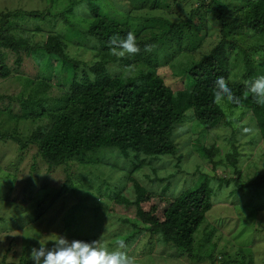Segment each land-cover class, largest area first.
<instances>
[{"label":"rangeland","instance_id":"1","mask_svg":"<svg viewBox=\"0 0 264 264\" xmlns=\"http://www.w3.org/2000/svg\"><path fill=\"white\" fill-rule=\"evenodd\" d=\"M74 1L76 6L71 14L67 8L72 7ZM153 2L156 8H151V5L141 7L142 0H0V22L6 14L13 20L11 28L15 32L37 40H44L50 32L60 34L68 45L67 53L84 61L103 58L93 48L94 39L82 40V34L94 21L96 9L110 20L129 26L136 39H150L160 30L167 29V22L190 23L196 36L202 40L197 49L166 57L169 50L162 39L164 47L158 53L160 65L156 73L169 87L178 91L188 87L186 71L192 63L203 59L221 39V23L217 12L206 8V5L214 4L213 0H150L151 4ZM216 2L229 7H243L246 0ZM15 12L18 14L14 15ZM29 12H38L41 16L30 17L27 15ZM194 40L192 37L189 42ZM7 56L6 63L10 68L5 76L1 75L3 66L0 62V136L19 137L27 147L22 150L14 140L0 138V264L31 260V249L39 244L37 239L27 237L36 235L47 240L52 233L66 236L69 240L90 242L101 238L109 249L117 240H125L135 264L158 263L165 258V261L175 264H222V260L229 264H251L250 259L252 264H264V209L255 208L256 203L264 202L257 197L260 190H253L245 198L240 195L239 203L233 207L215 200L211 224L215 223L217 229L212 241L198 243L205 242L203 252L207 249L213 251V263L207 258L201 262L194 261L186 255L174 259V255L168 256L167 252L174 254L176 248L164 246L157 236L150 244L149 232L141 234L137 242L126 240L135 230L139 231L138 226L143 225L137 218L134 205L128 206L116 200L117 194L122 192L134 199L136 181L156 190L152 179L167 177L174 172L176 176L171 179V187L176 190L174 194L185 189L187 177L190 180L192 176L181 172L180 168L193 170L197 162L207 168L212 164L206 162L207 158L201 156L195 147L200 136L205 138L203 142L206 145L216 143L219 146L217 160L225 158L233 145L237 146L244 154L239 162L243 179L258 171L264 172V140L255 145L249 142L252 134L256 136L255 118L250 109L245 105L233 107L228 100L218 99L226 118L205 128L206 124L197 125L199 121L196 119L191 121L194 111L187 110L174 129L179 147L177 154L146 157L137 170L132 164L133 157L127 158L119 149L109 147L84 152L51 167L38 145L30 141L32 132L38 124L46 121L45 117L33 119L25 117L24 113L30 111L29 105L38 107V97L51 104L52 97L62 94L66 84L65 63L58 56H53L57 59L53 62L50 56L31 52L24 53L22 63L16 65V55L10 52ZM243 57L242 51L230 56L233 80H242ZM256 57L258 71L264 74V58L261 54ZM107 66L113 74L123 76H136L139 69L149 68L146 61L125 66L118 60H111ZM31 96L34 99L23 105L22 102ZM245 125L241 131L238 130ZM235 132L236 139L233 138ZM226 170L229 173L220 167L217 173H225L228 178L236 176L231 167ZM251 197H254L253 204L246 206ZM66 230L70 233L66 234ZM77 232L79 237L71 236ZM199 236L203 237L201 233Z\"/></svg>","mask_w":264,"mask_h":264},{"label":"trees","instance_id":"2","mask_svg":"<svg viewBox=\"0 0 264 264\" xmlns=\"http://www.w3.org/2000/svg\"><path fill=\"white\" fill-rule=\"evenodd\" d=\"M213 2L214 4L206 5V8L217 12L221 23V39L203 59L192 63L186 71L188 87L178 91L169 87L156 73V68L160 65L158 53L164 47L162 39L169 50L166 57L197 49L202 40L196 36L195 28L190 23L167 22L168 28L160 30L150 39H136L141 48L140 54L117 58L112 55L109 39L116 34L126 38L131 29L126 24L110 20L96 9L94 21L82 34V40L94 39L93 48L103 58L84 61L67 53L68 45L60 34L50 32L44 40L22 36L11 28L13 20L4 15L0 22L2 76L9 73L10 66L6 60L10 52L16 55V65L22 63L24 53L31 52L50 56L54 59L53 62L57 61L53 56H58L65 63L66 84L62 94L52 97L51 104H47L48 101L43 97H38V107L29 105L30 111L24 113L25 117L33 119L45 117L46 121L38 124L32 132L30 141L38 145L41 155L51 167L62 164L65 159L78 157L84 152L101 147L116 148L125 157H133L134 170L144 164L146 157L176 155L179 147L174 129L187 110L193 109L191 121L196 119L199 121L197 125L206 124L204 128L214 126L219 119L226 118L219 100L214 97V82L220 76L226 78L238 100L234 102L226 96L223 98L231 106L245 105L253 113L256 136L252 134L249 142L255 145L264 140V106L254 103L245 85L246 81L262 75L258 71L256 55L261 54L264 58V0H246L243 7H229L216 0ZM149 5L156 8L155 2L151 4L150 0H142L140 4L141 7ZM75 6L74 1L67 12L73 14ZM17 14L18 12L14 13ZM11 15L12 13L9 14ZM27 15L37 17L39 13L29 12ZM192 37L195 40L190 43L189 39ZM145 44L153 45L154 50L145 52ZM238 51H242L244 56V72L240 81L231 78L230 56ZM111 60H118L125 66L136 61H146L149 68L139 69L136 76L115 75L107 66ZM33 99L31 96L22 104L28 105ZM245 127L246 125L238 130ZM235 135L236 132L233 138ZM0 138L14 140L22 150L27 147V143H23L19 137L1 135ZM204 139L200 136L195 147L201 156L207 158L206 162L212 163L211 167L207 168L205 164L202 166L200 162L193 166V170L178 166L181 172L192 176L190 180L187 177L188 185L185 189L174 194L173 191L176 190L171 187V179L176 176L174 172L167 177L152 179L156 190H150L136 181L134 199L129 198L125 192L117 194L118 203L136 207L137 218L143 225L138 226L139 231L135 230L126 240L137 242L141 234L149 232L150 244L157 236L164 246L176 248L174 254L167 252L168 256L174 255V259L186 255L194 261L201 262L207 258L213 263V251L203 250L205 242L212 241L211 237L217 229L215 223L211 224V220L214 221L211 213L216 206L215 200L233 207L239 203L240 195L248 197L253 190H260L257 197L264 199V172L258 171L246 180L243 179V170L239 164L243 152L233 145L225 158L217 160L219 146L216 143L206 145ZM220 167L225 171L231 167L236 176L228 178L225 173L218 174ZM160 185L162 187L158 190ZM253 201L254 197H251L246 206L252 205ZM255 208L264 209V202L256 203ZM66 232L70 233L69 230ZM200 233L203 237L199 236ZM71 236L79 237V232L72 233ZM202 241L205 242L198 244ZM127 251L130 255V247ZM165 259L148 264H175ZM221 263L230 262L222 260ZM250 263L252 264V259ZM19 264H32V260Z\"/></svg>","mask_w":264,"mask_h":264},{"label":"clouds","instance_id":"3","mask_svg":"<svg viewBox=\"0 0 264 264\" xmlns=\"http://www.w3.org/2000/svg\"><path fill=\"white\" fill-rule=\"evenodd\" d=\"M112 55L117 58L138 55L141 48L134 33L129 32L126 38L113 35L109 39ZM145 52H152L154 46L145 44ZM251 98L257 105L264 106V74L254 80L245 82ZM227 97L230 101L238 100L234 96L229 82L220 76L214 82V97L218 100ZM247 131V129H245ZM45 240L36 235L28 236L38 240V247L30 252L32 264H135V258L128 254V244L125 240H117L109 249L103 245L101 238L93 241L79 239L69 240L66 236L52 233ZM51 245V246H50Z\"/></svg>","mask_w":264,"mask_h":264}]
</instances>
